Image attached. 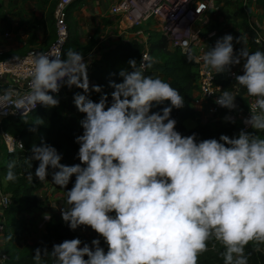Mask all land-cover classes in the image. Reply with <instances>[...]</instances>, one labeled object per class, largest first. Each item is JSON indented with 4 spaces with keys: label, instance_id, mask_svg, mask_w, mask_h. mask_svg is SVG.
I'll return each instance as SVG.
<instances>
[{
    "label": "clouds",
    "instance_id": "9594fccd",
    "mask_svg": "<svg viewBox=\"0 0 264 264\" xmlns=\"http://www.w3.org/2000/svg\"><path fill=\"white\" fill-rule=\"evenodd\" d=\"M234 39L246 43L242 35L226 34L203 57L205 69L229 72L255 98L250 116L243 120L246 127L232 137L197 140L196 133L178 132L171 113L184 107L185 99L160 77L144 74L152 63L147 56L139 67L130 59L129 67L119 71L121 82L109 80L111 100L108 94L98 101L90 98V92L101 93L102 86L90 87L89 62L73 49L63 56L33 53L25 95L0 90V116L9 114V106H14L11 114L37 104L58 107L65 85L83 90L73 95L75 107L84 114L83 132L75 137L79 163L62 164V154L43 138L40 146L32 145L28 159L39 161L34 175L41 182L47 180L49 167L54 170L52 183L62 189L75 177L65 191L62 220L72 231L90 228L97 238L90 243L66 239L51 252L36 248V264L46 255L54 258L53 264H199L213 240L224 249L219 252L223 264H249L252 253L245 249L250 243L254 251H262L264 138L258 133H264V51L249 52L244 46L235 51ZM241 64L242 74L231 73ZM235 98L223 90L214 103L235 110ZM166 101L170 105L160 107ZM224 120L235 123L229 115ZM15 166V161L7 165L6 182L18 179ZM27 179L33 181L31 171Z\"/></svg>",
    "mask_w": 264,
    "mask_h": 264
},
{
    "label": "trees",
    "instance_id": "16d2710c",
    "mask_svg": "<svg viewBox=\"0 0 264 264\" xmlns=\"http://www.w3.org/2000/svg\"><path fill=\"white\" fill-rule=\"evenodd\" d=\"M76 0L75 2H77ZM74 2V3H75ZM76 4V3H75ZM74 4V5H75ZM72 5V6H74ZM246 33L250 38L251 48L256 50L264 51V44H258L255 41L256 32L251 27L250 21L244 19L242 21ZM73 43L69 39L64 50V54L69 49L77 51V48H72ZM149 49L152 54L151 67H147L144 70L145 75L158 77L154 74V71L160 72L163 77L161 78L165 82L171 84L173 88L179 90L180 94L185 99L184 107L180 109L173 108L171 117L177 121L176 130L182 135L187 136L192 133L197 134V140L207 138H219L221 134H226L232 137L238 134L241 127L237 123H227L219 125L216 128H211L209 125H197L194 128H187L185 122L195 117L196 111L192 107V100L194 96V90L196 89L195 78L196 73L194 72V62L189 61L182 57L178 52L169 49L168 39L155 31H151L149 39ZM143 48L139 43L129 42L126 44L117 45L107 50L101 60L96 61L92 65V80L94 85L102 86V92H90V98L94 101H98L102 94H108L109 100H111V93L113 89L109 87V80H115L117 83L122 81L119 76V71L123 68H128V61L135 59L137 67L141 63V57ZM11 57V55H0V60ZM115 73L116 75H110ZM75 93L83 91L78 90L76 87H72ZM170 105V101H166L165 105ZM67 109V110H66ZM66 110V113L62 111ZM154 111L158 108H154ZM84 114L80 113L72 104L67 108L62 104L58 107H41L31 114V118L23 116H8L2 121L4 129L18 136L23 144L24 148L16 150L13 153H5V159L0 163V181H3L8 168L7 165L10 162L15 161L16 166L14 171L18 175V179L15 182H6V190L11 194L13 202L6 211V223L5 229H9L8 237L11 235V239L8 238L9 242L7 245L6 252L9 255V260L2 264H36L33 260L34 250L36 248L43 249L47 247L48 251L51 252L53 245L61 243L66 239L80 238L82 241L90 243L92 238L85 235L82 230L84 226H81L75 231H72L69 226L60 220L48 223L45 231L41 238L33 243L26 244L22 248H18L11 243L23 235V228L26 225V220L22 215L24 212H29L34 208L44 209L49 204L48 199H39L35 192L44 188L45 182L39 181L34 173L35 169L39 164V161L29 160L31 157L30 149L35 143L37 146L41 144V138L52 146H54L59 153L62 154V164L73 165L79 163L76 159L79 145L75 143V137L81 135L83 129L80 125V121L83 119ZM42 122L41 125H33L35 122ZM36 127V131H29L30 128ZM264 138V133H258ZM31 165V168H30ZM33 173V181L30 182L27 179V172ZM49 171H54L49 167ZM75 177L72 178V182L69 183L67 188L62 189L59 186L53 184L55 189L68 190L73 186ZM8 230V231H9ZM12 233V234H11ZM216 244V249L212 248V244ZM101 245L105 247L101 241ZM262 245H260L261 248ZM224 251L223 247L216 241H209V250L204 252L199 257V264H223L222 258L219 256V252ZM245 252H251L249 258V264H264V252L254 251V244L250 243ZM87 258V257H85ZM54 258L50 255L42 256L40 264H53Z\"/></svg>",
    "mask_w": 264,
    "mask_h": 264
},
{
    "label": "built area",
    "instance_id": "2783aa9c",
    "mask_svg": "<svg viewBox=\"0 0 264 264\" xmlns=\"http://www.w3.org/2000/svg\"><path fill=\"white\" fill-rule=\"evenodd\" d=\"M75 1L58 0L55 8V38L50 42L48 47L32 48L23 55L11 56L0 60V90L11 88L15 94L20 96L25 95L29 91V72L33 53L43 52L53 56L64 55V50L70 37L68 23L69 7ZM251 1L256 2L257 0ZM217 4L218 0H119L112 5L111 12L112 14L119 15V23L120 25L123 24L121 26L122 31L133 32V37L143 35V40L140 41L143 48L142 57L147 56L150 60L152 59L149 49V39L151 31H155L168 39L169 49L178 52L185 59L194 62L193 69L196 73L195 85L197 87L194 90L192 107L200 111L202 116L199 117L201 125H209V123H215L218 126L225 125L228 122H225L224 117L229 115L235 119V123L242 129L246 127L243 124V120L250 116L251 105L254 103L255 98L248 96L246 89L240 86L235 81V77L229 72L217 74L214 69L204 68L203 57L210 51L207 41L208 39L215 38L217 35L216 30H212L206 34V29L213 23L212 18ZM151 20L153 21L149 26L151 31L144 33L140 27ZM250 25L256 32V43L263 45L264 17L261 21L257 20L255 23H250ZM4 36L10 38L11 34L10 32H4ZM133 41L138 42L139 40L135 38ZM185 41H187L186 47ZM2 54L3 49L0 48V55ZM14 57H17L18 60H14ZM85 60L89 62L88 76L91 87V85H94L91 76L94 62L92 63L89 57H85ZM146 68L147 66L144 70ZM230 71L231 73L242 74V64L233 66ZM67 89L66 85L61 87L58 98L65 96ZM78 90L83 91L82 89ZM223 90H227L236 96L235 103L237 109L229 110L214 103L216 97L221 95ZM41 107L43 105L37 104L34 109L29 106L25 110L16 109L15 114H11L14 106H9L6 110L9 114L0 116V146L3 147L6 154L23 149L24 144L18 136L4 129L2 124L3 119L8 116L31 118V114ZM23 111L26 112L25 115H23ZM246 130L252 131V129ZM59 192L62 194V191ZM12 202V196L6 190L4 181H0V237L5 234L6 211ZM60 206V203L52 205L50 207L52 214L58 213ZM261 249L264 252V244H262ZM0 257H6V259H0V264L9 260L6 250H0Z\"/></svg>",
    "mask_w": 264,
    "mask_h": 264
},
{
    "label": "crops",
    "instance_id": "0c3cea01",
    "mask_svg": "<svg viewBox=\"0 0 264 264\" xmlns=\"http://www.w3.org/2000/svg\"><path fill=\"white\" fill-rule=\"evenodd\" d=\"M9 1L10 0H0V48L3 49L2 55H23L32 48L48 47L50 42L55 38L54 19L48 20L47 18H43V12H39L37 9H35L34 19H38V21L45 27H43L42 30L33 32L31 35L22 26L20 27L17 22L13 21L12 18L14 15H17V10L14 9L11 11L10 7L13 8L17 6L18 3L8 6L10 4ZM118 1L119 0H78L75 2L76 4H72H75L74 6L71 5L69 7V39L75 44L77 51L82 52L84 57H89L92 63L101 60L103 54L107 50L120 44L134 42L133 39L135 38L139 40L136 43L141 45L140 41L143 40V35H140L139 37H133V32L122 31L121 26H123V24L120 25L119 23V15L112 14L111 7ZM20 22L22 23L23 21ZM51 22H54V24L51 25ZM143 25L140 28L144 31V33H146L145 29L147 28L145 27L144 29ZM4 32H10L11 37L6 38L4 36ZM154 74L160 78L163 77V75L158 71H154ZM51 174L52 171H49L47 180L44 181V188H41L35 192V195L39 199L47 198L49 204L44 209L34 208L29 212L22 213L21 216H23L26 220V225L23 228V235L15 239L11 245L22 248L26 244H33V242L30 240H32V238H34L36 235L38 241L45 231L47 224L49 223H45V215L52 218L50 207L58 203L61 205L60 208L64 206L66 195L65 197H55V195H61V193L58 191V189L54 188ZM3 181L4 184L7 185L4 178ZM58 213L61 214L60 211ZM43 222L45 225L43 228H41L40 225L43 224ZM8 230L9 229H5L4 236L0 237V250L7 249L9 242L8 233L10 232V230Z\"/></svg>",
    "mask_w": 264,
    "mask_h": 264
},
{
    "label": "rangeland",
    "instance_id": "374dc122",
    "mask_svg": "<svg viewBox=\"0 0 264 264\" xmlns=\"http://www.w3.org/2000/svg\"><path fill=\"white\" fill-rule=\"evenodd\" d=\"M9 2L10 4L8 6H12L18 3L17 6H15L16 8L10 7L11 11H13L14 9L17 10V15L13 14L14 15V17L12 18L13 21L17 22L20 27L22 26L31 35L33 32H36L37 30H42V28L45 27L42 23L38 21V19L36 18L34 19L35 9H37L39 12H43V18L45 19L47 18L48 20L54 19L55 21V8L58 3V0H10ZM263 17H264V0H257L256 2H253L251 0H218L217 8L212 18L213 23L211 24L210 27L206 29L207 30L206 34L211 32L212 30L217 31L216 37L213 39H208L207 41L209 50L211 51V47H214L217 39L223 37L226 34H231L234 38H237L240 35L246 38V43L244 45L237 44L234 39L233 44L235 51H238L242 46H244L247 48L249 52H254V50L250 46V38L246 33L244 27L242 26V21L244 19H247L250 21V23H255V21L257 20L261 21ZM20 21L23 22L21 23ZM152 22L153 21L151 20L143 25L144 29L145 27L147 28L145 29L146 33L151 31L149 25ZM53 24L54 22H51V25ZM72 48H75L74 43L72 45ZM72 89L74 88L71 89L68 88L65 96L59 98L60 104L64 105L67 108L72 104L73 95L75 94L76 89L75 90ZM193 108L196 111V115L193 119H191V121H187L185 123L187 128H194L196 124L199 125L201 122L199 118L202 117L200 111L195 107ZM66 110H63L62 112L66 113ZM209 126L211 128H216L218 124L215 125V123H209ZM0 156L2 161H4L5 152L2 146H0ZM59 191H62V189H60ZM65 195L66 194L64 190L62 191L61 195L57 194L55 195V197L56 198H58L59 196L65 197ZM50 212L52 213L51 210ZM52 218L50 217L49 220L45 219L44 220L45 223L48 222L51 223L57 220L64 222L62 220L60 213L52 214ZM45 223L43 222V224H41L40 227L43 228ZM82 232L85 235H88L92 239L97 238V234L94 231H92L90 228L84 227V231L82 230ZM30 241L33 243L37 242V235L34 238H32V240Z\"/></svg>",
    "mask_w": 264,
    "mask_h": 264
}]
</instances>
